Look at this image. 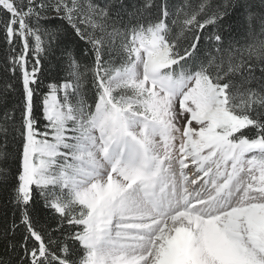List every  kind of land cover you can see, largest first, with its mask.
I'll use <instances>...</instances> for the list:
<instances>
[{
	"label": "snow or ice",
	"instance_id": "obj_1",
	"mask_svg": "<svg viewBox=\"0 0 264 264\" xmlns=\"http://www.w3.org/2000/svg\"><path fill=\"white\" fill-rule=\"evenodd\" d=\"M0 45V264H264V0H0Z\"/></svg>",
	"mask_w": 264,
	"mask_h": 264
},
{
	"label": "trees",
	"instance_id": "obj_2",
	"mask_svg": "<svg viewBox=\"0 0 264 264\" xmlns=\"http://www.w3.org/2000/svg\"><path fill=\"white\" fill-rule=\"evenodd\" d=\"M183 0H171V3H181ZM193 4L197 3L198 0H191ZM70 47L73 51V53L76 55L77 59L81 58V54L83 52V43L80 42L79 45L75 43H70ZM4 57H5V50L3 45H0V81L4 78V72H3V63H4ZM82 63H84L83 60H81ZM46 71H45V78H44V84L47 85L51 82H56L58 79L63 78L66 73L62 71L61 66L56 62L53 61L52 64H46L45 65ZM0 119H3V109L0 108ZM0 166H3L0 164ZM3 209H0V212H2ZM11 214L9 213V218ZM41 223H44L46 217L43 216V214L40 217ZM3 224V217L0 216V226Z\"/></svg>",
	"mask_w": 264,
	"mask_h": 264
}]
</instances>
